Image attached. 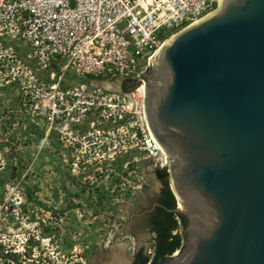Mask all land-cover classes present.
Segmentation results:
<instances>
[{
    "label": "water",
    "instance_id": "obj_1",
    "mask_svg": "<svg viewBox=\"0 0 264 264\" xmlns=\"http://www.w3.org/2000/svg\"><path fill=\"white\" fill-rule=\"evenodd\" d=\"M139 78L186 219L178 254L155 264H264V0H219Z\"/></svg>",
    "mask_w": 264,
    "mask_h": 264
},
{
    "label": "rangeland",
    "instance_id": "obj_2",
    "mask_svg": "<svg viewBox=\"0 0 264 264\" xmlns=\"http://www.w3.org/2000/svg\"><path fill=\"white\" fill-rule=\"evenodd\" d=\"M27 50L0 36V264H132V252L151 251L148 212L161 188L139 147L141 120L79 105L52 113L35 89L57 67ZM82 82L68 75L60 87Z\"/></svg>",
    "mask_w": 264,
    "mask_h": 264
},
{
    "label": "built area",
    "instance_id": "obj_3",
    "mask_svg": "<svg viewBox=\"0 0 264 264\" xmlns=\"http://www.w3.org/2000/svg\"><path fill=\"white\" fill-rule=\"evenodd\" d=\"M218 1L0 0V36L23 43L27 57L41 68L57 67L51 71L52 82L35 89L43 107L70 114L79 105L81 112L107 119L113 114L121 119L125 113L139 118L140 149L155 166L168 170L166 155L147 128L139 73L167 39ZM68 75L87 82L60 87ZM124 81L134 85L126 91L110 88V83Z\"/></svg>",
    "mask_w": 264,
    "mask_h": 264
},
{
    "label": "trees",
    "instance_id": "obj_4",
    "mask_svg": "<svg viewBox=\"0 0 264 264\" xmlns=\"http://www.w3.org/2000/svg\"><path fill=\"white\" fill-rule=\"evenodd\" d=\"M127 83L128 88L134 85L129 81H124L123 85L126 86ZM154 173L161 182V188L156 204L148 212V224L153 233L151 253L146 254L139 250L135 255L134 264H146L148 261L149 264H155L158 260L164 261L174 251L181 249L184 238L186 219L184 215L173 211L177 200L169 188L168 172L165 168H156ZM2 194L3 184L0 179V197ZM178 227L181 228L182 233H173Z\"/></svg>",
    "mask_w": 264,
    "mask_h": 264
},
{
    "label": "flooded vegetation",
    "instance_id": "obj_5",
    "mask_svg": "<svg viewBox=\"0 0 264 264\" xmlns=\"http://www.w3.org/2000/svg\"><path fill=\"white\" fill-rule=\"evenodd\" d=\"M125 87V88H124ZM128 87H129V84L127 83L126 84V86H124L123 84H122V86H121V89L122 90H124V91H126V90H128ZM159 192H160V190H159ZM159 194V193H158ZM158 197V196H157ZM156 203V202H155ZM154 206V205H153ZM153 208V207H152ZM182 242H183V240H182ZM182 248V247H181ZM178 251H177V253H172L171 255H169V256H167V257H170V256H174V255H177L178 254V252L180 251V249H177ZM139 250H137V251H135V252H132V256H133V258H132V264H134V259H135V255H136V253L138 252ZM151 252V251H150ZM150 252L148 253V254H150ZM166 257V258H167Z\"/></svg>",
    "mask_w": 264,
    "mask_h": 264
},
{
    "label": "bare ground",
    "instance_id": "obj_6",
    "mask_svg": "<svg viewBox=\"0 0 264 264\" xmlns=\"http://www.w3.org/2000/svg\"><path fill=\"white\" fill-rule=\"evenodd\" d=\"M216 7H217V6H216ZM216 7H214L212 10H210L208 13L212 12ZM208 13H207V14H208ZM207 14H205V15H207ZM205 15H204V16H205ZM201 18H202V17H201ZM197 20H198V19H197ZM197 20H196V21H197ZM194 22H195V21H194ZM176 253H177V252H176Z\"/></svg>",
    "mask_w": 264,
    "mask_h": 264
}]
</instances>
